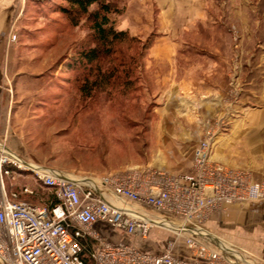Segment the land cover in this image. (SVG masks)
<instances>
[{
	"label": "rangeland",
	"instance_id": "obj_1",
	"mask_svg": "<svg viewBox=\"0 0 264 264\" xmlns=\"http://www.w3.org/2000/svg\"><path fill=\"white\" fill-rule=\"evenodd\" d=\"M103 1L113 9L110 26L127 37L112 55L100 57L92 66L80 62L82 52L99 46L92 21L83 17L74 26L63 13L72 10L65 0H25L19 28L16 24L12 27L24 53L26 78L19 92L27 103L26 121L19 130L17 147L28 164L77 178L100 179L146 170L189 173L197 146L209 133L217 137L218 131L231 128L243 114L264 113V0H211L220 5V11L211 14L214 20L208 27L199 24L184 37L187 48L175 60L177 81L185 80L194 70L197 82L200 67L210 70L211 65H205L210 61L218 64V80L224 78L231 86L225 105H233L232 109L229 113L223 109L221 113L226 115L219 117L220 123L206 128L195 101L200 100L196 87L181 91L178 99L162 97L163 77L171 67L167 61L151 57L155 39L163 35L158 0ZM98 8L93 5L90 11ZM261 157L254 154L250 167L243 169H232L215 161L213 155L212 160L247 174L258 184L264 182V171L256 167ZM12 174L4 178L11 199L14 192L32 204H52V191L32 172L12 169ZM26 187L34 194H23ZM245 204L227 205L195 227L202 230L204 242L211 248L213 242L231 252L234 264H264V246L255 254L220 240L203 227L213 215ZM107 236L113 242L129 241L122 231L107 232Z\"/></svg>",
	"mask_w": 264,
	"mask_h": 264
},
{
	"label": "built area",
	"instance_id": "obj_2",
	"mask_svg": "<svg viewBox=\"0 0 264 264\" xmlns=\"http://www.w3.org/2000/svg\"><path fill=\"white\" fill-rule=\"evenodd\" d=\"M17 41L12 31L9 46ZM215 140L209 133L198 144L189 173L146 170L72 179L33 169L54 195L56 203L49 206L14 192L9 197L4 178L12 169L30 171L28 162L0 144V264H234L231 252L212 241L211 248L195 226L227 205L263 201L264 182L254 184L247 174L213 161ZM23 194L34 193L26 187ZM102 225L142 241L153 229L169 230L178 240L185 238L192 258L174 256L172 247L154 254L136 244L111 242L98 231Z\"/></svg>",
	"mask_w": 264,
	"mask_h": 264
},
{
	"label": "crops",
	"instance_id": "obj_3",
	"mask_svg": "<svg viewBox=\"0 0 264 264\" xmlns=\"http://www.w3.org/2000/svg\"><path fill=\"white\" fill-rule=\"evenodd\" d=\"M156 3L160 10L158 22L163 35L155 39L151 57L156 61H167L171 67L169 74L163 77L162 97L178 99L184 90L196 87L200 100L195 101L199 102L203 128L212 126L216 122L219 124L221 121L219 117L226 115L221 113L222 110L229 113L233 105H225L231 86L224 78L218 80L217 62L213 65L214 63L206 61V66L211 65L210 70L200 67L201 72L198 75H201V79L197 82H195L194 70L189 72L185 80L177 81L179 71L178 64L175 62L180 51L187 48L188 43L184 38L186 34L196 30L199 24L208 27L214 20L211 14L216 15V12L220 11L218 1L158 0ZM24 10L25 0H0V144L5 145L17 155H19L17 147L19 130L26 121L27 111V103L19 96L20 88L23 87L26 79L25 63L19 40L10 46L8 41L13 25L16 24L18 27ZM136 14L139 18L143 16L141 13H132V16ZM132 16L129 18L132 19ZM138 17L135 21L139 20ZM202 55L204 53H198L197 56ZM207 74L208 80L203 79ZM254 154H261V163L256 164V167L264 171L262 165L264 163V113H245L233 122L231 128L220 133L218 131L213 151L215 161L232 169H243L250 167ZM236 157H241L242 160H235ZM203 227L220 240L256 254L258 248L264 246V202L230 206L226 212L213 215ZM97 228L108 240L110 239L107 232H121L103 225ZM127 236L129 241L122 240L114 243L133 242L132 244L154 254H162L172 247L174 256L183 260L192 258V252L187 247L185 238L177 240L171 231L153 229L148 241H142L128 234Z\"/></svg>",
	"mask_w": 264,
	"mask_h": 264
},
{
	"label": "trees",
	"instance_id": "obj_4",
	"mask_svg": "<svg viewBox=\"0 0 264 264\" xmlns=\"http://www.w3.org/2000/svg\"><path fill=\"white\" fill-rule=\"evenodd\" d=\"M68 2L72 10H63V13L68 15L74 26H78L80 20L83 17H87L92 21V29L98 40L99 46L90 51H84L80 54V62L90 64L91 66L96 64L100 57H109L115 52L116 47L122 42L124 37H127V33L117 31L114 26H110L111 21L109 15L113 13V9L110 4H106L103 0H65ZM93 5L99 6L98 10L91 12L90 8ZM117 13V10L116 12ZM81 67L78 63L77 67ZM54 197V195H53ZM23 198V195L21 196ZM56 203L55 198L51 202ZM84 259L89 261L88 254H84Z\"/></svg>",
	"mask_w": 264,
	"mask_h": 264
},
{
	"label": "bare ground",
	"instance_id": "obj_5",
	"mask_svg": "<svg viewBox=\"0 0 264 264\" xmlns=\"http://www.w3.org/2000/svg\"><path fill=\"white\" fill-rule=\"evenodd\" d=\"M27 166L29 167L28 169H27V171H32L33 169L35 170V169H39V167L37 168V167H35L33 164H27ZM70 178H72V179H77V177H75V176H70Z\"/></svg>",
	"mask_w": 264,
	"mask_h": 264
}]
</instances>
